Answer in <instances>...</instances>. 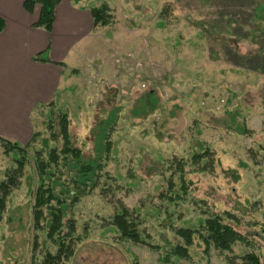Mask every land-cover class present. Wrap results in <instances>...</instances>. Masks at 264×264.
I'll list each match as a JSON object with an SVG mask.
<instances>
[{
  "label": "rangeland",
  "instance_id": "374dc122",
  "mask_svg": "<svg viewBox=\"0 0 264 264\" xmlns=\"http://www.w3.org/2000/svg\"><path fill=\"white\" fill-rule=\"evenodd\" d=\"M72 1L107 5L113 22L75 47L55 100L72 144L88 157L102 152L106 175L72 206L80 239L66 264H160L175 229L223 212L245 240L205 252L194 236L183 264H221L246 251L264 264V0ZM47 109L30 115L43 136ZM205 149L212 164L192 158ZM11 162L0 148V179ZM32 185L23 180L0 210V264H37L55 249L33 227ZM120 205L160 249L119 237L110 220Z\"/></svg>",
  "mask_w": 264,
  "mask_h": 264
},
{
  "label": "trees",
  "instance_id": "16d2710c",
  "mask_svg": "<svg viewBox=\"0 0 264 264\" xmlns=\"http://www.w3.org/2000/svg\"><path fill=\"white\" fill-rule=\"evenodd\" d=\"M61 0H24L23 8L31 13L34 6H39L37 20L32 24L44 29L52 30L55 9ZM75 3L79 0H74ZM88 8L92 20V31L99 27L109 26L113 22L110 8L105 5H82ZM4 28V20L0 17V31ZM37 54L33 57L38 61H49L47 56ZM63 69L65 64L57 63ZM56 93L54 99L46 107L45 129L49 136H43L42 130L33 131L29 141L24 145L0 137V147L4 156L12 157V162L3 171L0 179V210L5 206V200L13 189H17L23 180H34L29 194L31 195V217L35 230L44 231L45 240L55 245L53 251L44 249L37 264H66L73 254L74 244L80 239L75 235V223L72 218V206L84 195L97 188L102 179L104 162L101 153L96 150V156H85L80 148L72 144L69 134V118L66 113L56 107ZM106 121H103L102 126ZM111 125V124H110ZM100 126V127H102ZM108 132V131H107ZM108 134L105 139V153L109 149ZM192 158L196 161L208 160L212 164L213 153L208 149ZM31 165L33 174L27 171ZM183 162L178 161L174 172H183ZM206 164L200 167L207 169ZM109 177V176H107ZM32 184V183H31ZM102 190L108 187L101 188ZM120 208L111 216V224L119 233V237L136 244L146 245L154 250L159 245L151 244L148 238L142 236L141 220L135 211L120 205ZM227 222H225L226 220ZM236 218L229 212L214 213L198 223L195 228L179 227L175 229L176 242L163 249L160 255V264H183L191 258L189 248L193 244L194 236L204 245V251L213 248L219 252L230 251L233 244L245 240L237 231ZM35 240V244H36ZM34 244V246H35ZM161 251V250H160ZM221 264H261L259 255L254 251L242 254H226Z\"/></svg>",
  "mask_w": 264,
  "mask_h": 264
},
{
  "label": "crops",
  "instance_id": "0c3cea01",
  "mask_svg": "<svg viewBox=\"0 0 264 264\" xmlns=\"http://www.w3.org/2000/svg\"><path fill=\"white\" fill-rule=\"evenodd\" d=\"M23 1L0 0V137L21 145L33 133L34 107L54 99L64 81V69L57 63L66 64L78 43L93 32L88 8L72 0L58 3L50 32L32 25L39 6L29 13ZM42 53L49 61L33 59Z\"/></svg>",
  "mask_w": 264,
  "mask_h": 264
}]
</instances>
